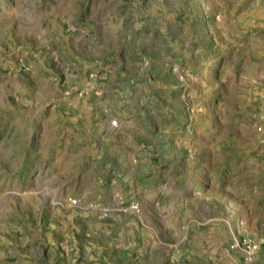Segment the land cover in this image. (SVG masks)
<instances>
[{
  "label": "rangeland",
  "instance_id": "rangeland-1",
  "mask_svg": "<svg viewBox=\"0 0 264 264\" xmlns=\"http://www.w3.org/2000/svg\"><path fill=\"white\" fill-rule=\"evenodd\" d=\"M0 264H264V0H0Z\"/></svg>",
  "mask_w": 264,
  "mask_h": 264
},
{
  "label": "built area",
  "instance_id": "built-area-1",
  "mask_svg": "<svg viewBox=\"0 0 264 264\" xmlns=\"http://www.w3.org/2000/svg\"><path fill=\"white\" fill-rule=\"evenodd\" d=\"M112 126L117 127L118 126V122L117 121L112 122ZM76 203L77 202L75 201L74 204H76Z\"/></svg>",
  "mask_w": 264,
  "mask_h": 264
}]
</instances>
